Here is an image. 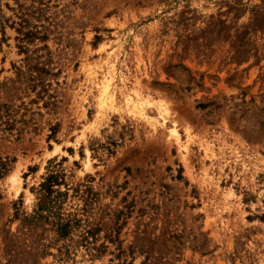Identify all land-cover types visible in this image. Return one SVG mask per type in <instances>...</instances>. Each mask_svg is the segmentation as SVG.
<instances>
[{
  "label": "rangeland",
  "instance_id": "1",
  "mask_svg": "<svg viewBox=\"0 0 264 264\" xmlns=\"http://www.w3.org/2000/svg\"><path fill=\"white\" fill-rule=\"evenodd\" d=\"M18 6L54 109L15 82ZM0 102L34 123L0 132V264H264V0H0Z\"/></svg>",
  "mask_w": 264,
  "mask_h": 264
},
{
  "label": "trees",
  "instance_id": "2",
  "mask_svg": "<svg viewBox=\"0 0 264 264\" xmlns=\"http://www.w3.org/2000/svg\"><path fill=\"white\" fill-rule=\"evenodd\" d=\"M17 18L16 22H12L11 28H14L16 32L15 41L17 42V48L21 53H23L26 57L22 61V65L19 68H15L16 70V80L15 82L20 85L18 89H22L25 95L29 96L30 94H34V99H31L29 103L38 104L39 100L42 101V107L47 109L56 108V100L53 94H50L51 84L46 83L48 78H56L59 75V71L53 72L54 68H51L52 64L51 59H40L41 56L32 57V54L38 51H46V55H49L47 51L48 47L44 44L41 47L35 49L33 52H30L29 47L33 45L35 41L45 43L47 40V34L42 33L36 30L35 26H30L28 20V14L22 10L21 6H18V10L15 13ZM56 85L58 83L56 82ZM22 86V87H21ZM197 87H200L201 84H196ZM23 105V103H22ZM201 109H204L205 105L198 106ZM21 106H13L9 103L0 102V132L8 133L9 135H15V139H19L25 126L34 125L31 123V120L25 121L23 120L24 114L20 115L18 119V111ZM17 124H20L21 127H16ZM56 125L50 128V135H48V139L52 138L56 133ZM35 130V127H33ZM13 131H16L13 134ZM9 164L7 160H2L0 158V179L3 178L8 172ZM61 172L54 171L49 174L44 182L40 184V191L42 192V196L39 197V205L38 210H42L46 208L51 200H49L52 194L58 195L59 193L54 189L55 186H59V180L61 179ZM43 201V202H41ZM57 231L61 237L67 236V227L68 225H63L61 222L56 223Z\"/></svg>",
  "mask_w": 264,
  "mask_h": 264
}]
</instances>
